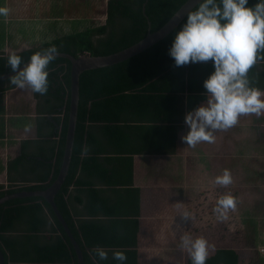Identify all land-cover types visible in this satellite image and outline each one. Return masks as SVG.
<instances>
[{"label": "trees", "instance_id": "1", "mask_svg": "<svg viewBox=\"0 0 264 264\" xmlns=\"http://www.w3.org/2000/svg\"><path fill=\"white\" fill-rule=\"evenodd\" d=\"M187 1L108 0L106 24L55 37L51 42L17 54L26 62L33 52L50 45H55L57 52L75 56L114 53L141 41L150 31L160 29ZM254 3L255 0H249L250 5ZM184 19L167 37L139 54L81 76L74 153L56 203L83 251L85 264L96 261L92 251L96 246L108 251V259L99 264H116L112 260V250L126 254L125 264H140L139 235L143 216L151 224L154 221L150 218L155 217L166 221L171 218L175 224H180L179 235L160 236L173 238L177 245H180L179 237L183 233L203 237L210 241L208 244L211 243L207 236L219 231L218 225L223 224L227 229L225 219H218L213 212L219 193L207 196L202 190L209 186L217 189L231 186H219L213 182L226 169H218L216 161L219 160L230 162L233 169H245V176L258 183L250 188L245 187V183L239 186L244 187L250 196L238 212L241 223L238 230L242 231L239 236L245 250L238 251L230 246L216 248L206 264H264L258 246V239L264 241V231L261 230L264 228V161L259 170L248 164H256L264 155V111L257 116L260 125L251 126L257 133H250L252 143L240 142L239 149L230 155L228 148L222 145L224 129L216 130L211 143L186 144V153L192 162L185 174L180 165L182 159L178 152L181 144H185L181 140L185 129L184 114L205 99L202 82L213 70L211 60L175 66L168 55L172 35ZM7 56L0 52V75L11 71L6 63ZM70 68L69 59L56 56L48 65V89L42 94L53 97L57 102L54 111L61 113L56 130L60 140L55 163L38 184L8 189L0 185V199L20 192L45 191L57 180L65 156L70 119ZM248 78L252 86L264 90V54L248 70ZM12 87L10 78L0 79L1 89ZM247 119L253 118L249 114ZM248 144L249 147L244 148ZM207 149L216 156L212 157ZM139 155H163V185L181 181L186 190L164 187L143 193L135 183L136 156ZM188 156L186 160L190 159ZM207 158L214 162L213 167L210 168ZM195 159L196 163L193 162ZM146 160L153 162L151 157ZM150 176L155 174L150 173ZM195 193L201 196L197 205L190 202ZM183 197L188 199L182 206ZM74 203L83 206L85 212L80 216L74 213ZM247 211L248 218L241 219ZM151 224L146 228L150 230ZM15 231L18 233L8 235ZM0 248L5 264H78V255L69 234L43 197L13 198L0 205Z\"/></svg>", "mask_w": 264, "mask_h": 264}, {"label": "clouds", "instance_id": "2", "mask_svg": "<svg viewBox=\"0 0 264 264\" xmlns=\"http://www.w3.org/2000/svg\"><path fill=\"white\" fill-rule=\"evenodd\" d=\"M8 9L0 7V15ZM264 54V0H197L196 7L185 14L182 25L174 31L168 55L175 66L211 60L213 70L203 80L205 99L184 114L187 131L181 140L189 146L201 141L213 142L216 130L228 129L244 114L259 116L264 111V90L250 84L248 70ZM57 48L33 52L27 62L15 52L7 56L11 69L10 83L17 88H29L44 94L48 89V65L55 59ZM214 184L226 186L232 182L225 169L214 178ZM236 201L229 193L221 194L213 212L224 220ZM187 213H185V216ZM180 247L187 251L190 264H206L209 245L205 238L183 233ZM94 264L108 259L101 246L92 249ZM112 260L125 264L126 254L112 250Z\"/></svg>", "mask_w": 264, "mask_h": 264}, {"label": "crops", "instance_id": "3", "mask_svg": "<svg viewBox=\"0 0 264 264\" xmlns=\"http://www.w3.org/2000/svg\"><path fill=\"white\" fill-rule=\"evenodd\" d=\"M83 5V0H0V7L8 9L6 15H0V52L19 53L51 42L56 36L53 38L46 31L57 32L58 37L84 30L83 16H66L71 11H80ZM56 103L50 95H38L27 87L0 88V185L6 189L38 184L50 172L60 140L56 130L61 113L54 111ZM147 157L153 162L149 163ZM164 163L163 155L136 156L135 183L143 193L174 188L177 186L174 183H181L163 185ZM72 208L76 216L85 212L78 203ZM150 219L154 221L152 224L148 218H141L140 264H178L180 258H185L186 250L175 244L173 238L160 236L179 235L180 224L171 218ZM150 224L153 227L149 230L146 227Z\"/></svg>", "mask_w": 264, "mask_h": 264}, {"label": "rangeland", "instance_id": "4", "mask_svg": "<svg viewBox=\"0 0 264 264\" xmlns=\"http://www.w3.org/2000/svg\"><path fill=\"white\" fill-rule=\"evenodd\" d=\"M83 1H84V5H83L84 8L81 9L80 11H78L79 13L71 11L68 14H66V16L69 18H73L76 16H83L85 18L84 19V26H86V27L92 26V25L106 24L107 12H108V0H83ZM92 9L95 11H93ZM56 15L57 14H55L54 16H56ZM46 32L49 35L51 33L53 38L55 36L57 37V35H58L57 32H56V34L52 33L51 31H46ZM248 115L249 114L240 115L238 117L237 123L235 125H233L232 127L228 128V129H224L223 135H225V136L222 139V142H223L222 145L224 147L228 148L227 150H228V152H230V155H233V153L236 152V149H239L240 146H238V145H240V142L244 143L245 141H250L252 143L250 133L251 134L256 133V130H254V128L251 126L252 125H260V123L257 120L256 114H250L253 119H249V120L247 119ZM243 116H245L244 117L246 119L245 121L242 118ZM186 131H187V126L185 125V129L183 130L182 133L184 134ZM262 134H264V133H262ZM219 141H221V140H219ZM181 146L182 147H180L178 154L180 155V157L182 159L180 162V165L182 166L181 168L184 169V174H185V170L188 169V166L192 162V160H191V157L188 154V152L186 153V150H188V149H186V143L185 144L182 143ZM248 147H249V144L244 146V148H248ZM207 152L210 153L211 149H207ZM186 154H188L189 156ZM187 156L190 157V159L186 160ZM207 156L210 157V155H207ZM211 156L213 157L216 155L211 154ZM262 156H264V155H262ZM262 156H260L261 158L257 159V161H259V162L256 161V164L253 162L248 163L252 169H255V170L260 169V163L264 161V157H262ZM207 160H209L210 168L213 167L214 162L211 161L209 158H207ZM193 162L196 163V159L193 160ZM216 163H218V165H219L218 169L220 167H223V168H226L230 172V175L232 177V182L230 183L231 186L220 187L219 189H217L215 186L214 187L213 186L204 187L202 189L204 191V195L210 196V194L213 195V193L214 194L219 193V195H218V197H219L221 194L229 193V194L233 195V197L235 198L236 206L234 209H230L228 211V213H227L228 217L225 219L226 222L223 220L225 225L227 226V229L223 226V224L218 225L217 228L219 231L213 232L212 234L214 236H212V234L207 236V239H211V243H209V244L213 245V246H210L208 244L209 245L208 256L211 255L216 248H220V247L230 246V247L235 248L238 251H244L245 250V247H244L242 241H240L241 236H239V233L242 231L238 230L239 229L238 227H241V223L238 220V212L241 211L242 207L245 206V201L250 200V196H248V194H246V190L244 191V189H245L244 187H239V186H241L243 183H245V185H246L245 187L250 188L253 185H255V183L256 184L258 183L257 180L250 179L249 177L247 178L245 176V174H247V173L244 172L245 169H243V168L233 169V168H231L230 162H223L221 160L216 161ZM237 183L239 185H236ZM173 185H177L174 187L176 190H180V191L186 190V187L184 186L183 182H181L179 185L177 183H174ZM216 189L218 191L217 193H216ZM196 192H197V190H196ZM200 197L201 196H198V194L195 193L194 198L192 200H190L191 204H196V205L199 204ZM181 199L182 200L180 201V203L183 206V204L186 203L185 201L188 198L186 199L183 197ZM238 199H239V201H238ZM261 200H263V197H261ZM182 206H180V208H182ZM248 212L249 211H247V214L241 215L240 218L241 219H247L248 218ZM229 214H231V215H229ZM262 222L264 225V218L262 219ZM261 230L264 231V228ZM182 233H183V231H182ZM213 237H215V239H213ZM212 239H213V241H212ZM207 242H210V241H207ZM258 246L262 250L261 255L264 256V241L262 238L258 239ZM185 255L188 256L187 254H185ZM186 256H185V258L188 259L189 256L188 257H186ZM185 258H183V257L180 258L178 264H186L187 260ZM255 258L257 259V257H255Z\"/></svg>", "mask_w": 264, "mask_h": 264}, {"label": "water", "instance_id": "5", "mask_svg": "<svg viewBox=\"0 0 264 264\" xmlns=\"http://www.w3.org/2000/svg\"><path fill=\"white\" fill-rule=\"evenodd\" d=\"M197 4V0H188L177 12L173 14L171 19L160 29L155 32H149L148 35L142 39L141 41L133 44L130 47H127L123 50L116 51L114 53L106 54V55H94L91 53L81 54L75 56L71 53L58 51L56 56H62L70 60L71 68H70V80H71V109H70V119H69V127L66 141V149L65 156L63 160V165L60 171V174L55 181V183L45 191H30V192H20L13 195H8L2 199H0V205L7 200L13 198L20 197H29V196H38L45 198L49 204L52 206L57 218L64 226L65 230L69 234L71 241L77 251L79 256V264H85L84 254L76 241L75 236L73 235L67 221L65 220L63 214L61 213L59 207L56 203V196L62 190L67 176L69 174V170L72 163L73 153H74V145H75V137L78 123V115H79V104L81 99V76L83 73L101 69L105 67H110L118 63H122V61L127 60L145 49L151 47L155 43L167 37L185 18V14L192 10ZM27 62V61H26ZM12 75V72H8L0 75V79H8ZM0 264H5V257L0 248Z\"/></svg>", "mask_w": 264, "mask_h": 264}]
</instances>
